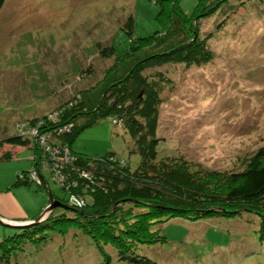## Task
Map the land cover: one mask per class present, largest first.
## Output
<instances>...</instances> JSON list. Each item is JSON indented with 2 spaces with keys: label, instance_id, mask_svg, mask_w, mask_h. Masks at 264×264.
Segmentation results:
<instances>
[{
  "label": "rangeland",
  "instance_id": "1",
  "mask_svg": "<svg viewBox=\"0 0 264 264\" xmlns=\"http://www.w3.org/2000/svg\"><path fill=\"white\" fill-rule=\"evenodd\" d=\"M200 1L179 0L188 16ZM217 1L205 3L208 15L194 20L193 32L183 34L185 41L179 44L189 45L198 30L213 51L212 60L200 66L168 62L161 73L150 69L145 76L162 87L157 162H187L196 174L218 172L222 177L245 171L264 147V0H230L237 9L231 18L229 8L218 11ZM164 5L166 12L174 6ZM163 7L156 0H6L0 11V157L4 152L12 158L0 161V216L37 218L51 206V194L61 203L70 193L83 200L74 183L62 189L52 182L43 184L46 167L49 171L61 165L68 173L76 166L71 152L68 158L69 145L57 143L66 124L42 135V128L48 127L43 117L84 93L92 95L121 56L144 48L146 41L138 38L156 36L150 48L159 49L151 51L167 48L171 41L167 17L160 16ZM130 17L131 35L126 29ZM112 48L115 53L104 54ZM23 123L29 143L8 147L5 139L20 133ZM123 124L107 119L85 130L73 150L93 158L114 152L139 166L140 158L129 154V149L139 150L137 139ZM36 171L42 182L35 180ZM19 179L29 184L12 189ZM240 212L232 218L217 214L196 221L174 219L158 227L168 242L144 246L141 255L152 264H264V240L258 236L262 217ZM62 215L72 217L74 212L57 208L55 216ZM76 232L70 228L66 236L55 234L38 248L26 244V251L12 253L9 262L0 258V264H103L97 245ZM17 233L19 229L0 223V241ZM106 251L112 264H133L120 261L112 247Z\"/></svg>",
  "mask_w": 264,
  "mask_h": 264
},
{
  "label": "trees",
  "instance_id": "2",
  "mask_svg": "<svg viewBox=\"0 0 264 264\" xmlns=\"http://www.w3.org/2000/svg\"><path fill=\"white\" fill-rule=\"evenodd\" d=\"M156 1L164 6L160 16L167 17L164 22L170 33L167 40L171 41L165 45L167 48L151 51L159 49L150 48L149 42L154 41L156 36L138 38L142 43L146 41L144 48H132L125 56H121L123 61L119 60L107 72L105 79L95 88L96 92L92 90L90 96L84 93L82 98L77 97L64 108L43 117L46 122L44 126L48 127L42 128V135L45 132L49 134V130L52 133L58 132L66 124L59 131L62 136L57 143L64 147L69 145L73 159L76 160V166L68 175L78 186L76 191L81 193L85 206L77 210L68 204L69 201L62 202L70 207L74 216H55L54 211L40 224L19 229V233L0 241L1 259L9 262L12 253L27 250L26 244H30L29 248L42 247L46 241L54 239L55 234L66 236L71 228L97 245L105 258L103 264H112L107 247L117 251L120 261L152 264V261L141 255V250L144 246L166 244L168 240L161 235L158 227L174 219L196 221L217 214L232 218L241 214L242 210L261 216L264 224V147L259 149L245 171L223 178L218 172L196 174L190 170L187 162H157L156 148L160 139L156 137V131L162 87L157 80L152 81L145 76L146 72L151 69L161 73L168 62L200 66L212 60L213 51L207 47L198 30L191 35L193 41L189 45H179L185 41L181 40L183 34L190 35L193 32L194 20L208 15L203 8L209 0H201L191 16L182 11L179 0ZM5 2L0 0V11ZM168 3L174 6L166 12L164 4L168 7ZM232 4L230 0H218L214 6L218 11L229 8L228 15L231 18L237 12ZM126 29L130 35L133 33V17L129 18ZM179 30L180 34L177 33ZM111 52L115 53V49H107L104 54ZM60 111L63 114L56 116ZM58 118L63 119L59 124H48L59 122ZM107 119L114 125L121 123L122 127L124 122L131 136L137 139L139 150L129 149V154L140 158L139 166L133 167L131 160L127 162L120 159L114 152L93 158L73 150V143L85 130ZM27 142L29 139L18 134L5 139L6 144L18 147L27 146ZM9 158L12 157L3 154L0 161ZM44 174L48 177L43 183L45 187L50 182L57 185L49 179L47 172ZM19 180L13 184L12 189L22 183L29 184L25 179ZM39 217L33 219L38 220ZM258 236L259 240H264V226L260 228ZM9 246L17 248L11 250Z\"/></svg>",
  "mask_w": 264,
  "mask_h": 264
},
{
  "label": "built area",
  "instance_id": "3",
  "mask_svg": "<svg viewBox=\"0 0 264 264\" xmlns=\"http://www.w3.org/2000/svg\"><path fill=\"white\" fill-rule=\"evenodd\" d=\"M27 123V122H26ZM26 123H23L22 128L19 130L20 133H18V135L20 137H24L25 139H28V137L26 135L23 134V130H26L27 125ZM38 134V133H37ZM26 136V137H25ZM69 153V160H70V151H68ZM45 172L48 173L49 179H51L53 182H55L58 186L60 185V187H66L68 186L70 183H74L73 181H71L69 179V175L67 172H65V170H63V166L61 165H57V167H54L53 169L50 168V170L48 171V167H46L45 171L42 173V176L44 177V181L48 180V177L44 174ZM35 176V180L42 182V177L41 175L36 171L33 173V175ZM30 178V177H29ZM33 179V178H32ZM75 184V183H74ZM71 193L69 194V203L71 206L76 207H83L85 206L86 202L84 201L83 197H82V201H78L76 198H73L70 196ZM79 196V195H78ZM71 197V198H70Z\"/></svg>",
  "mask_w": 264,
  "mask_h": 264
},
{
  "label": "water",
  "instance_id": "4",
  "mask_svg": "<svg viewBox=\"0 0 264 264\" xmlns=\"http://www.w3.org/2000/svg\"><path fill=\"white\" fill-rule=\"evenodd\" d=\"M51 194V193H50ZM51 198V206H48V208L46 209V211L44 212V216L47 214H52L57 208H63L66 210H71L70 207L65 206L64 204H62L60 201L56 200L55 197L51 194L50 195ZM41 216L38 220H36L35 222L32 223H18V222H13V223H8L5 222L1 216H0V223L5 224L7 227H11V228H17V229H22V228H26L30 225L33 224H40L41 222L44 221L43 217Z\"/></svg>",
  "mask_w": 264,
  "mask_h": 264
},
{
  "label": "crops",
  "instance_id": "5",
  "mask_svg": "<svg viewBox=\"0 0 264 264\" xmlns=\"http://www.w3.org/2000/svg\"><path fill=\"white\" fill-rule=\"evenodd\" d=\"M8 147H12V148H18V146H12V145H7ZM18 150V149H17ZM16 150V151H17ZM7 152V151H6ZM4 153V152H3ZM1 153V155L3 154ZM11 153V152H10ZM1 190V189H0ZM2 218H4L5 220H8V221H17V222H23V221H30V220H34L32 217L31 218H26V219H10V218H6V217H3L1 216ZM41 217V216H40ZM39 217V218H40Z\"/></svg>",
  "mask_w": 264,
  "mask_h": 264
},
{
  "label": "clouds",
  "instance_id": "6",
  "mask_svg": "<svg viewBox=\"0 0 264 264\" xmlns=\"http://www.w3.org/2000/svg\"><path fill=\"white\" fill-rule=\"evenodd\" d=\"M59 201V200H58ZM63 204V203H62ZM42 216H44V215H42ZM46 216H48V215H45L44 217H43V219L45 220L46 219Z\"/></svg>",
  "mask_w": 264,
  "mask_h": 264
}]
</instances>
